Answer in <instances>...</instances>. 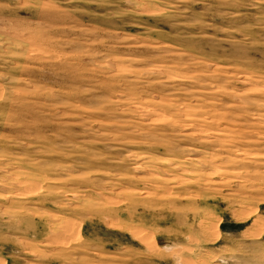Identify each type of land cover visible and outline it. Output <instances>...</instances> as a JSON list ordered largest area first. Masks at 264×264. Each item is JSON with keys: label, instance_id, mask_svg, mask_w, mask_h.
<instances>
[{"label": "rangeland", "instance_id": "rangeland-1", "mask_svg": "<svg viewBox=\"0 0 264 264\" xmlns=\"http://www.w3.org/2000/svg\"><path fill=\"white\" fill-rule=\"evenodd\" d=\"M0 264H264V0H0Z\"/></svg>", "mask_w": 264, "mask_h": 264}]
</instances>
